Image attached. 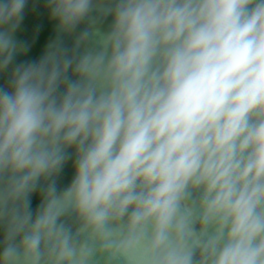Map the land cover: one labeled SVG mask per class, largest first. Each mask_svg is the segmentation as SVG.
<instances>
[{
	"label": "clouds",
	"instance_id": "9594fccd",
	"mask_svg": "<svg viewBox=\"0 0 264 264\" xmlns=\"http://www.w3.org/2000/svg\"><path fill=\"white\" fill-rule=\"evenodd\" d=\"M27 3L0 0V71ZM47 7L87 26L0 87V264H264V0Z\"/></svg>",
	"mask_w": 264,
	"mask_h": 264
},
{
	"label": "water",
	"instance_id": "95a60500",
	"mask_svg": "<svg viewBox=\"0 0 264 264\" xmlns=\"http://www.w3.org/2000/svg\"><path fill=\"white\" fill-rule=\"evenodd\" d=\"M48 0H28L27 6L23 12V19L14 33V38L18 44L24 45L27 51L18 53L13 62L6 70L0 71V87H7L14 68L20 64L37 62L44 55L50 43L59 37L64 46L71 48L75 37L87 25L82 23L72 35L61 34L58 31L57 21L50 18V10L47 7ZM95 15V13H93ZM112 17L109 16L100 24L102 30H107L111 24ZM69 151H72L71 149ZM74 159V157H73ZM72 160H69L63 171L56 178L59 188L66 187L72 179L74 170ZM39 204V195L32 196V208L35 210ZM3 232L0 229V239Z\"/></svg>",
	"mask_w": 264,
	"mask_h": 264
}]
</instances>
